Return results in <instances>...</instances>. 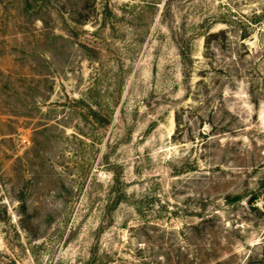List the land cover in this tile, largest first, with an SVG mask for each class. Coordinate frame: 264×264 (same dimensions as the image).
<instances>
[{
    "label": "rangeland",
    "instance_id": "rangeland-1",
    "mask_svg": "<svg viewBox=\"0 0 264 264\" xmlns=\"http://www.w3.org/2000/svg\"><path fill=\"white\" fill-rule=\"evenodd\" d=\"M0 264H264V0H0Z\"/></svg>",
    "mask_w": 264,
    "mask_h": 264
}]
</instances>
